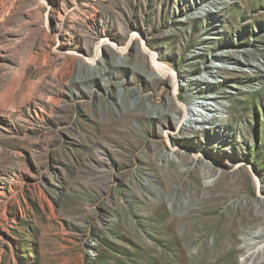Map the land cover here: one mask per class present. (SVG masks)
<instances>
[{
	"label": "rangeland",
	"instance_id": "374dc122",
	"mask_svg": "<svg viewBox=\"0 0 264 264\" xmlns=\"http://www.w3.org/2000/svg\"><path fill=\"white\" fill-rule=\"evenodd\" d=\"M261 225L264 0H0V264H248Z\"/></svg>",
	"mask_w": 264,
	"mask_h": 264
},
{
	"label": "bare ground",
	"instance_id": "6f19581e",
	"mask_svg": "<svg viewBox=\"0 0 264 264\" xmlns=\"http://www.w3.org/2000/svg\"><path fill=\"white\" fill-rule=\"evenodd\" d=\"M132 39H133V36L128 39L127 45H130ZM105 40H102L98 43V45H97L98 52L100 51L101 46L104 45ZM121 50H122V48H121ZM144 52H146L150 55L152 67L154 70H156L157 72H161V73L163 72V74L164 73L169 74L170 75L169 77H171L172 80L175 81V76H174L173 72L170 71L168 69V67H166L165 65H163L162 63L157 61V59H156L157 55L154 52H149L146 48H144ZM122 55H123V53H121L120 56H122ZM98 56H99V54H98ZM92 61H93V59H92ZM213 67H216V65H213ZM206 73H207L208 77L212 76L211 71L206 70ZM158 75H159V73H158ZM208 77L201 78L199 76H196V79H198L200 81H202V79H204V81H205ZM174 86L175 85H173L172 87H174ZM176 89L177 88L175 86L173 88L172 93H173L174 100L176 101V103L178 105L177 109H180L182 111V116L180 118V122L187 121L189 123H191V122L196 123L195 125L204 126L205 121H207L206 115L210 114V115H214V116H216V115L222 116V114L225 113V108H226L225 102L226 101L224 99H223L224 101H220L219 99H217V97L214 98V97H212V95H208L207 97L203 98V102L199 105L203 109L204 113L201 112L202 114H198L199 111L197 109L192 108V106L187 105L186 103L179 100V98L176 95ZM177 127H179V125ZM170 130H172V129H170ZM245 242H247L249 247L247 248L245 254L242 256L241 260H242V262H244L248 258L249 259L248 264H250L251 260L253 261V258H255L258 255L261 256L262 253L264 252L263 251L264 250V225L258 226L254 231H251L250 241L246 240Z\"/></svg>",
	"mask_w": 264,
	"mask_h": 264
},
{
	"label": "built area",
	"instance_id": "2783aa9c",
	"mask_svg": "<svg viewBox=\"0 0 264 264\" xmlns=\"http://www.w3.org/2000/svg\"><path fill=\"white\" fill-rule=\"evenodd\" d=\"M201 104V103H200Z\"/></svg>",
	"mask_w": 264,
	"mask_h": 264
}]
</instances>
